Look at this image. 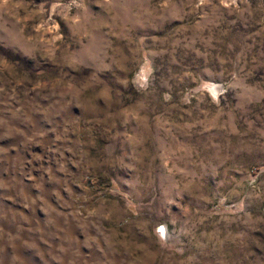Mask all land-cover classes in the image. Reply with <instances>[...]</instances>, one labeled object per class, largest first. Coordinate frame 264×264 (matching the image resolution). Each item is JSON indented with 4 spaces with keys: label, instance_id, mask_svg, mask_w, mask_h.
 I'll list each match as a JSON object with an SVG mask.
<instances>
[{
    "label": "rangeland",
    "instance_id": "1",
    "mask_svg": "<svg viewBox=\"0 0 264 264\" xmlns=\"http://www.w3.org/2000/svg\"><path fill=\"white\" fill-rule=\"evenodd\" d=\"M0 264H264V0H0Z\"/></svg>",
    "mask_w": 264,
    "mask_h": 264
}]
</instances>
